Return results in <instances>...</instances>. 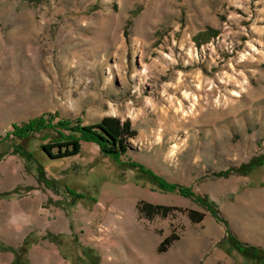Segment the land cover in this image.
I'll use <instances>...</instances> for the list:
<instances>
[{
  "label": "rangeland",
  "instance_id": "1",
  "mask_svg": "<svg viewBox=\"0 0 264 264\" xmlns=\"http://www.w3.org/2000/svg\"><path fill=\"white\" fill-rule=\"evenodd\" d=\"M46 113L130 120L128 157L191 196L92 142L53 158L45 133L7 137ZM0 141V192L35 189L0 200L1 240L33 233L28 264H264V166L234 171L264 157V0H0Z\"/></svg>",
  "mask_w": 264,
  "mask_h": 264
},
{
  "label": "trees",
  "instance_id": "2",
  "mask_svg": "<svg viewBox=\"0 0 264 264\" xmlns=\"http://www.w3.org/2000/svg\"><path fill=\"white\" fill-rule=\"evenodd\" d=\"M200 37H203L201 35ZM45 133L44 139H51L52 147L59 146L60 150L57 157L72 156L73 153H69V149L66 150V154H63V148L67 146L78 145L80 142H92L100 146L101 151L109 158H113L123 165H128L133 168H138L142 173L149 176L161 190L171 193H178L184 196H191L190 190L180 187L179 185L166 183L161 177L156 176L150 170L139 164L138 162L132 161L128 157L130 152V141L135 139L138 135L137 130L134 129L130 120L121 121L116 117H105L101 120L100 124L94 127H84L80 120L73 121L69 119H62L58 113H46L39 118L30 120L22 125H13V131L7 135V137H14L19 141H24L36 134ZM2 141H0L1 146ZM51 153V152H50ZM124 160L123 162V159ZM126 161V162H125ZM256 165L264 166V157L261 159L253 160L247 165L242 166L239 169H234V171L248 173L249 170L257 167ZM39 176L38 181L40 184L50 186V180L46 177V172L41 168H38ZM230 172L222 173L221 175H228ZM35 189L29 187L27 189H21L19 187L11 191L0 192V200H11L14 198H20L25 195V193H30ZM68 194L74 197L75 193L68 187H66ZM212 213L220 219L219 211L211 204H209ZM177 208L154 205L146 202H142L139 205V212L145 215L148 219H153L155 216L159 215L162 217H167L173 211H177ZM189 218L194 223H201L205 214L198 211H190ZM33 233L28 235L20 247H12L6 245L0 238V251L12 253L14 256V261L12 264H28V252L33 245ZM44 239H48L53 243H58V237L51 232H47ZM179 238L172 235L166 238L160 248L159 252H166L169 247L173 245L175 241ZM254 250L259 251V249L254 248Z\"/></svg>",
  "mask_w": 264,
  "mask_h": 264
},
{
  "label": "crops",
  "instance_id": "3",
  "mask_svg": "<svg viewBox=\"0 0 264 264\" xmlns=\"http://www.w3.org/2000/svg\"><path fill=\"white\" fill-rule=\"evenodd\" d=\"M19 233H17L16 235H18ZM5 236H3L4 237V239H6V238H9L10 237V235H11V233L10 232H8V231H5V234H4ZM25 239V235H22V237H21V240L23 241Z\"/></svg>",
  "mask_w": 264,
  "mask_h": 264
}]
</instances>
